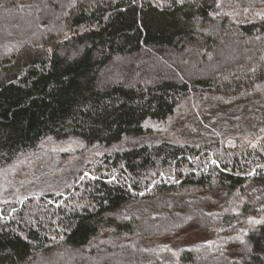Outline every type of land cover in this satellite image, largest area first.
Here are the masks:
<instances>
[{
  "label": "trees",
  "instance_id": "1",
  "mask_svg": "<svg viewBox=\"0 0 264 264\" xmlns=\"http://www.w3.org/2000/svg\"><path fill=\"white\" fill-rule=\"evenodd\" d=\"M252 108L264 0H0V264H264Z\"/></svg>",
  "mask_w": 264,
  "mask_h": 264
},
{
  "label": "rangeland",
  "instance_id": "2",
  "mask_svg": "<svg viewBox=\"0 0 264 264\" xmlns=\"http://www.w3.org/2000/svg\"><path fill=\"white\" fill-rule=\"evenodd\" d=\"M262 123H264V110L252 108L251 111L242 110L239 112H231L228 118L224 120L222 125L216 129L221 130V133L224 131L225 134L231 135V133H242L246 132L247 130H252V128L259 126ZM171 127L173 128L175 126L173 125ZM124 147H126V145L120 146L119 149ZM75 149V146H69L68 148H65L64 153L66 154V158L74 154ZM100 152L101 151H94L91 153L89 152L83 157V162H91L94 156H100ZM58 157L59 156L55 155L54 153L51 154L49 157L50 160L48 163L46 162L47 165L52 166L51 163H53L55 159H58ZM36 166L37 162H28L24 165L17 163L15 166H13L14 168L7 173V175L5 174L2 180L5 184L0 185V203L12 202L13 200L15 201L20 195H22V193L19 192L20 189H18L17 186L27 182V171L32 170ZM201 239L198 236L193 235L174 239L173 242L175 244L181 245L187 243H196Z\"/></svg>",
  "mask_w": 264,
  "mask_h": 264
},
{
  "label": "snow or ice",
  "instance_id": "3",
  "mask_svg": "<svg viewBox=\"0 0 264 264\" xmlns=\"http://www.w3.org/2000/svg\"><path fill=\"white\" fill-rule=\"evenodd\" d=\"M184 2V0H173V3L176 4H182Z\"/></svg>",
  "mask_w": 264,
  "mask_h": 264
}]
</instances>
